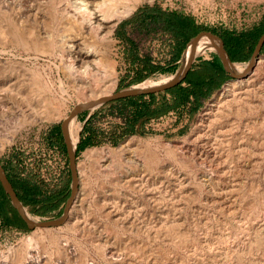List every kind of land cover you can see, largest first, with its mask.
I'll return each mask as SVG.
<instances>
[{"label": "rangeland", "instance_id": "rangeland-1", "mask_svg": "<svg viewBox=\"0 0 264 264\" xmlns=\"http://www.w3.org/2000/svg\"><path fill=\"white\" fill-rule=\"evenodd\" d=\"M17 1L0 0V12L4 4ZM40 1L44 16L41 24L30 16L23 24L24 29L48 30L57 38L67 34L66 23L57 12L59 1L66 0ZM40 1L20 0L16 7L34 9ZM131 1L122 0L117 5L134 4ZM142 6L185 13L202 30L223 28L245 32L264 19V0H140L111 32L109 57L115 64L116 79L100 85L95 92L85 71H92L96 61L89 58L83 62L78 58L89 47L88 40L81 41L79 52L70 50L64 41V48L59 44L54 48L59 49L54 50L51 45L54 52L39 54L32 48L34 43L25 42L21 33L0 14V161L7 174L14 170L48 189L71 179L67 173V154L65 157L58 146H49L47 135L53 126L75 116L81 124L80 136L88 110L70 117L72 108L85 105L89 96L105 97L130 86L135 70L127 48L115 36V29ZM169 40L144 39L143 55L157 66L164 65ZM71 52L79 54L73 56ZM73 57L78 58L74 65V73L80 75L78 83L66 67L76 60ZM173 75L154 74L139 83L162 77H167V81ZM236 81L237 77L230 78L204 101L180 134L166 132L172 117L164 118L150 121L141 129L144 135H127L114 144L115 130L121 125L111 104L115 101L99 105L89 119L94 116L91 126L100 132L102 143L77 156L78 188L68 219L51 230H1L3 260L9 264H30L38 254L40 264H264V127L257 128L264 126V107L243 117L242 122L248 128L251 126V145L240 140L242 134L238 130L228 131L218 124L216 131L198 129L201 113L228 83ZM82 92L84 97L79 96ZM149 130L156 133L150 134ZM128 139L132 140L127 150L112 164L100 158L99 152L89 153L92 149L115 150ZM205 142L209 143L206 148L211 151V164L191 155ZM143 151L152 154L156 162L131 163ZM81 171L85 174L82 182ZM60 215L56 212L36 217L48 220ZM27 248L32 257L27 255Z\"/></svg>", "mask_w": 264, "mask_h": 264}, {"label": "bare ground", "instance_id": "bare-ground-1", "mask_svg": "<svg viewBox=\"0 0 264 264\" xmlns=\"http://www.w3.org/2000/svg\"><path fill=\"white\" fill-rule=\"evenodd\" d=\"M120 1L122 0H73L71 2L70 0H66V2L64 3H61L59 1L57 5V12L59 13L58 14V16L60 17L59 19L62 18V21L64 20V22L66 23L65 31L67 34H64L61 36L58 35V38L50 34L48 30H45V31L42 30L41 32H37V31L24 29L23 24L28 17L32 16L33 20L39 23L44 18V16L41 15V9H40L42 8L40 7L42 4L41 1L38 4V6H36L34 9L32 8L27 9V7L23 9L22 7L20 8V6L17 8L16 7L17 2L16 3L12 2L6 5L4 4L3 10L0 12V14H2V16L5 17V19L9 21V24L12 25L16 31L18 30L21 33L22 38L25 42H28V43L32 42V44L34 43L32 48L35 52L39 54L45 55L50 52L52 53L54 52V50L59 49L58 47L57 49H54L56 45H59V44H61L62 48H64L65 46L64 41L68 43L67 46L70 50L79 52V46L80 44H83L81 41L84 42L88 40L89 41L88 43L90 44H88L89 47H87V50L86 51L84 50L85 51L84 55L80 56V54L78 52L77 53L79 54L78 58L80 57L79 59L82 60L83 62H85V60H89V58L93 59V61L94 60L96 61L95 62L96 67L93 69L95 70L94 73H92L93 70L91 71V69H88V70L86 69L87 71H85L88 77L90 78L89 79L87 77L88 78L87 80L89 81L88 84L91 83L90 85L93 87V90H94L100 87V85H106L108 83L115 81L116 79L115 72H114L115 64L110 60V57H109V51L111 47L110 46L111 32L113 28L115 27V25L118 23V21H120L123 17L128 15L133 10L134 5L140 2V0H132L134 2V4L132 5L130 4L126 6H123V5L118 6L119 5L118 3H120ZM42 2H45V1H42ZM56 18H58L57 15H56ZM200 39H205L207 42H210L208 41V39L204 37H198L194 39L192 42H190L185 50L182 63H181V66L178 72L175 75H173L170 79L168 78L169 80H171L172 78H175L176 76L177 77L181 76L187 69L191 56L201 51L202 46H204L205 44L202 41L197 43ZM263 44H264V39L261 41V43L259 44L257 43L260 49H262ZM51 45L54 46L52 47L54 49L52 51L50 50ZM210 46L215 51H217L222 61L224 62L225 66L227 67V69L231 70L234 76L237 77V81L228 83L224 87V89L220 93L217 94V96L213 99L211 104H209L205 108V110L200 115V118H199L200 124H199L198 129L201 132L209 131V130L216 131L215 125L218 124L221 128L222 127H224L225 129L227 128L228 131L233 132V131L238 130V131H241V134H242L240 135V140L244 139V141H246L248 145H251L252 137L250 136V133H249L251 131V128H250L251 126L249 127L250 128L249 129L248 125H245L244 122H242V120H243V117H245L252 110L256 108L264 107V57H258L256 60H252L251 63L248 65L237 63L232 67L233 63H231V61L229 60L228 56L221 48V45L218 43V41L212 42ZM81 47H80V50H81ZM60 52H62V50ZM77 53L75 52V54ZM57 55H59V52ZM73 58H76V60L74 61L72 60L73 62H70V59H69L68 63L70 62V64H68L66 67L69 71L70 77H73L75 82L78 83L79 79L77 77L80 75L77 76L78 73L77 74L74 73V69H75L74 65H75V62L78 60V58L77 57H73ZM86 64H87V61H86ZM89 71L91 73H89ZM82 73L84 72L82 71ZM99 76H101L102 79H99L100 78ZM166 78L162 77L156 80H148L145 83L141 84L138 88L145 89V88L153 87L157 84H162L164 82L169 81V80L166 81ZM58 80L60 79L58 78ZM94 91L96 92L97 89ZM84 94L85 93L83 92L82 94L79 93V96L81 95L82 97H84ZM102 97H103L102 94L97 95L96 98H91V96H89V98L86 100L85 105H77V107L92 108L95 105V103L99 102V100ZM72 115H76V114L73 113ZM66 124H67V134L69 136V139L72 141L74 145L79 138V134L81 131V124L77 121L75 116L70 118L68 121H66ZM263 127L264 126L261 125L260 127H257V128L258 130H261ZM131 140L132 139H128L115 150H111V148L110 149L109 148L92 149L89 151V153L91 152L92 154H96L99 152L100 158L105 159V162L107 161L109 164H112L116 161V159L119 156L123 155L124 151L127 150L128 143ZM208 144H209L208 142H205V144L197 146L192 151L193 153L191 155L197 156L195 160H198V161L201 160L202 162L209 161L210 162L209 164L212 163V161L209 160L211 156L210 154L211 151L210 149L206 148ZM134 162L151 165L156 162V159L152 154L149 155L146 153V151H143L142 156H140L138 159H133V162L131 161V163L135 164ZM99 166L101 167V165ZM102 167L105 168L106 166H102ZM80 178H81L80 179L81 182L85 179V174L83 171L80 172ZM27 255H29L30 257L33 256L29 248H27ZM110 255L112 256V254ZM33 257L34 258L32 260L29 259L30 264H40L42 262V259L38 256V254L37 256H33ZM0 264H9V262L3 260V258L0 256Z\"/></svg>", "mask_w": 264, "mask_h": 264}, {"label": "trees", "instance_id": "trees-1", "mask_svg": "<svg viewBox=\"0 0 264 264\" xmlns=\"http://www.w3.org/2000/svg\"><path fill=\"white\" fill-rule=\"evenodd\" d=\"M140 13H144L145 15L141 21L137 22L136 27L139 32L144 31L148 35L157 32L168 35L174 42H177V48L172 56V62L169 63L170 65L167 63L168 66L165 68L154 65L148 56L139 59L134 51L131 52L133 67L134 69L138 67V70L130 85L142 82L147 77L158 72L162 74L174 73L179 65L178 61L184 47L203 28L189 15L185 16L175 12H164L156 6L152 7V9L148 7L143 9L138 8L135 14ZM218 29L213 28L212 30L217 31ZM263 33L264 19L258 25L254 26L252 30L239 35L241 36L240 40H242V44L248 45L249 49L253 50ZM224 40L228 41L229 46L232 43L238 47L239 51H243V48L238 45L239 43L237 44L232 41L229 36ZM262 50H264V45ZM231 55L234 61H242V53L233 52ZM212 68L223 73L220 68L213 66ZM207 76L208 72L206 71L202 77L207 78ZM126 86L123 85L122 87ZM210 93L211 85L207 81H202V78L199 76L189 82L185 87L166 92L165 94L171 96L170 99H166L163 96L165 94H150L148 96L142 95L111 102V104H114L117 116L121 119V125L115 130L117 136L113 140V143H117L119 139L127 135H144L141 129L150 121L157 120L171 112L176 113L180 111L179 113L182 115V111L185 112V108H187L186 112H189L192 117L198 112L202 100L208 98ZM189 105L190 107H187ZM92 118L87 120L84 126L83 134L76 148V157L87 148L96 147L102 143L100 132L91 126ZM148 132L150 134L156 133L150 130ZM47 142L49 146H58L61 153L66 157V148L60 125H55L51 128L47 135ZM67 173L70 175L69 169ZM7 175L16 196L25 207L29 208L33 215L47 217L56 212L57 215L61 214V206L69 195L70 178L66 179L60 187L48 189L43 187L34 178L30 176L22 177L14 170H10ZM3 229H17L28 232L25 223L12 208L0 186V231Z\"/></svg>", "mask_w": 264, "mask_h": 264}, {"label": "water", "instance_id": "water-1", "mask_svg": "<svg viewBox=\"0 0 264 264\" xmlns=\"http://www.w3.org/2000/svg\"><path fill=\"white\" fill-rule=\"evenodd\" d=\"M231 34H232L231 32L226 31V30H217V31H213L211 29L206 30L203 33V35H204L203 37L208 39V41H210V42L205 44L201 53H205L206 50L209 49L212 42H215V41L220 42V41L224 40L225 38H227V36H229V38L232 39V41H234L237 44L239 43L238 45H240L243 48V51L247 53L248 59L241 62V64H243V65L247 64L248 65L251 63L252 60L257 59L260 56L262 57V54H264V50L260 49L258 47L257 43L258 44L261 43V41L264 39V33L258 39L253 50H250L248 45L242 44V40H240L241 38H237V37H235L234 34H232V35ZM197 36H198V34L192 40H194ZM199 54L200 53L195 55V57L190 62L189 66L187 67V69L185 70V72L181 76H178V77L176 76L175 78H172L171 80H169L167 82H164L162 84H157L153 87H149V88H145V89L138 88L142 83L130 85V86L123 88V89H121V90H119L113 94H109L108 96L101 98L99 100V102L95 103V105L92 108L74 106L69 115L71 116L73 113L77 115L78 113H80L83 110H88L87 116L82 121V127L84 129V126H85L87 120L89 119L90 115L99 105H102V104L110 102V101H118L121 99H126V98H131V97H138V96H142V95L162 93V92L168 91L174 87H177V86H179V85H181L187 81V78L189 77V73L192 69L193 63ZM183 56H184V54H183ZM183 56H182V59H183ZM182 59H181V63H182ZM222 64L224 66V69L229 73L230 78L235 77L233 72L231 70L227 69L224 62H222ZM60 127H61V133H62L64 145L66 148V154H67V158H68V167H69L71 179H70V185H69V191H68L69 195L62 205V214L59 217L54 218V219L45 220V219H40L39 217H36L35 215H33L29 211V209L27 207H25L20 202L18 197L16 196V194H15V192H14V190H13V188H12V186L8 180V175L6 172V166L2 165L1 161H0V186H1L4 194L6 195L7 199L9 200L10 205L17 212L18 216L25 223L26 228L29 231H32L34 229L51 230L53 228L59 227L62 224H64L66 222V220L68 219V214H69V210H70L71 205H72L73 196H74V193L77 191V188H78L76 148H77L78 143L80 142V139H81L83 132L79 136L77 142L73 145L72 141L69 139V136L67 134L66 120L62 121Z\"/></svg>", "mask_w": 264, "mask_h": 264}, {"label": "crops", "instance_id": "crops-1", "mask_svg": "<svg viewBox=\"0 0 264 264\" xmlns=\"http://www.w3.org/2000/svg\"><path fill=\"white\" fill-rule=\"evenodd\" d=\"M145 7H148L149 9H152V7H154V6H142V7H139V8L143 9ZM160 9L162 11H164V12H175V13H179V14H183L185 16H188L187 14L179 12V11H176V10H168V9H163V8H160ZM137 10H138V8L126 20H124L123 22H121V23H119L117 25V27L115 29V36L127 48L128 52H129V55H131V52L134 51V53L139 57V59H143L144 56H145L142 53L143 52L142 46H143L144 39H151L153 37H166V38L170 39L169 40V44L167 46V51H166V53L168 54V60H167L168 62H166L164 65H158L160 68H165L173 60L172 56H173V54L176 51L177 42L176 41L174 42V40L170 36L164 35V34H161V33H158V32L155 33V34H149V35L147 33L145 34L144 31H140L139 32L137 30L136 25H137V22L141 21L144 18L145 14L144 13L135 14L137 12ZM252 28L247 30V31H245V32H236V31H233V30H230V29H223V28H219L218 30L229 31L232 34H234L235 37L241 38V36L239 34L246 33L248 31L252 30ZM205 31L206 30H202L201 29L197 33L198 36L196 38L203 37L204 36L203 33ZM193 38H191L190 41ZM190 41L184 47V49H183V51L181 53V57H180V59L178 61V64L181 62L182 56L185 53V50H186L187 46L189 45ZM200 41L204 42V44L208 43L205 39H200L197 43H199ZM197 43H196V45H197ZM218 43L221 45V48L223 49V51L228 56V58L231 61V63H241L244 60L248 59L247 53L244 52V51H239L238 47L236 45L231 43L230 46H229L228 41H225V40H222L220 42L218 41ZM204 46H202L201 51L203 50ZM210 47H209V49L206 50L205 53H200L201 51L198 52L200 54L196 57V59H195V61L193 63L192 69H191V71L189 73V77L187 78V81L185 83H183V84H181V85H179L177 87H174V88H172V89H170L168 91H165V92H162V93H157L155 95L165 94L166 92L176 90V89H178L180 87H185V86H187V84L189 82H191L192 80H194V79H196L197 77L200 76V78H202V81H205V82L207 81L209 83V85H211V93H210L208 98L202 100V102L200 104V107H201L204 101L208 100L212 95H214L215 92H217L219 89H221L222 86L230 79L229 73L224 69V66L222 64L223 61H222L220 55L217 53V51H215L214 49H211ZM233 52L242 53L243 54L242 61H234L232 59V57H231L232 56L231 53H233ZM198 53L193 54L192 55L193 57L191 56L190 62L193 60L195 55L198 54ZM132 58L133 57H131V59ZM190 62H189V64H190ZM189 64H188V66H189ZM154 65H156V64L154 63ZM180 66L181 65L179 64L177 69L174 71V73H164V74H170V76L173 75V74L175 75V73L178 72ZM212 66L220 68L223 71V73L218 72L217 70H214L212 68ZM134 70H135V72L133 74V77L135 76V74H136V72L138 70V67H136ZM206 71L208 72V76H207V78H203L202 75ZM155 74L164 75V74H162L160 72L155 73ZM145 96H148V95H145ZM163 96L166 99H170L171 98V96L168 95V94H165ZM157 99H158V97H157ZM187 107H190V105L187 106ZM186 111H187V108H185V112L182 111V113H181L182 115H180V113H179L180 111H178L176 113L171 112L168 115H164L163 117H160L157 120H152L151 122H153V121L156 122V121H160V120L162 121L164 118L168 119V118L172 117V123L169 126V130H167L166 132L172 131V132H177L178 134H180L187 127V125H188V123H189V121L191 119V115L189 114V112H186Z\"/></svg>", "mask_w": 264, "mask_h": 264}]
</instances>
